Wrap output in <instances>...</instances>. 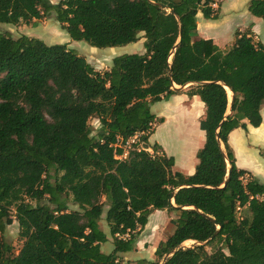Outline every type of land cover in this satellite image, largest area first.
<instances>
[{
	"label": "trees",
	"instance_id": "trees-1",
	"mask_svg": "<svg viewBox=\"0 0 264 264\" xmlns=\"http://www.w3.org/2000/svg\"><path fill=\"white\" fill-rule=\"evenodd\" d=\"M214 3L0 0V23L54 16L74 40L103 48L144 33L145 48L100 72L66 43L0 31V264H125L119 253L133 251L150 213L164 209L177 215L175 229L154 260L137 264H264V182L237 167L228 145L246 121L263 122L264 43L237 31L224 50L197 37L199 13L219 18ZM249 11L264 20V0H251ZM191 82L187 94L206 106V140L187 175L174 171V156L147 148L158 151L149 138L165 121L152 105ZM225 86L234 98L229 114ZM93 117L101 122L95 134ZM138 135L144 145L126 154ZM13 207L24 240L17 254L2 238ZM103 216L111 253L102 249L110 240ZM188 240L221 246L210 253L206 244L184 246Z\"/></svg>",
	"mask_w": 264,
	"mask_h": 264
},
{
	"label": "rangeland",
	"instance_id": "rangeland-1",
	"mask_svg": "<svg viewBox=\"0 0 264 264\" xmlns=\"http://www.w3.org/2000/svg\"><path fill=\"white\" fill-rule=\"evenodd\" d=\"M57 1L58 0H53V2H57ZM223 1L224 0H215V3L213 4V7L218 13L219 17H220V7L218 8V6H221ZM237 7L240 6L238 5ZM230 8H231L230 4H228V6L223 7L222 12L224 13V15L230 12L229 11ZM215 20L216 21L213 22L215 23L220 22L219 21L220 19L219 20L215 19ZM233 20H237V18L234 17ZM244 23H246V21H244L243 24ZM225 28L226 27L223 26V28L220 31H224ZM0 31L11 33L12 36L14 37H18L20 35L25 34L31 37L39 38L45 41L47 44L66 43L70 48L75 49L80 55L84 56L88 60V62H90L94 66V68L100 72H104L108 70L111 66L113 58L116 56L123 54L143 53L145 51L144 43L140 42V40L143 41V38H141L140 40L134 43L112 46V47H103V48L93 46L84 40H79V41L74 40L71 38L70 34L62 28V26L55 19L54 16L43 17L40 20L33 19L30 22L20 21L17 24L0 23ZM236 32L237 30L234 33L235 36H236ZM197 37H199L198 32H197ZM185 89L188 91L189 87ZM231 98L232 96L230 95L229 104L231 102ZM175 99H178L177 102H175L176 101ZM179 99L180 98L178 97L171 96L167 100H162L154 103L152 107V112L158 116H164L165 122L155 123L154 127L156 131L152 136V141L153 142L158 141L159 143H161L166 148L168 153L172 156H175L180 163V160H182L184 157L188 158L189 160L192 159L193 150L197 145L198 131L203 133V131L199 127V123H197V121L195 120L196 114L200 115V113L203 111V108L200 104L197 103L194 104L191 101L189 102V104H184L183 101L180 102ZM190 105L192 106L193 109V112L191 114L189 113ZM89 123L93 133L95 134L101 125L99 118L93 117L90 119ZM238 131L239 132L237 133H242L243 137H238L237 139L236 136L235 137L232 136L230 140L231 150L233 151L239 164H241L242 167L248 166L247 168L253 169L259 179L264 180V139H261L262 136L256 135L255 133L252 132L246 135L245 133L243 134L242 129ZM140 135L133 138L135 141H133V139L129 140V143L125 146L126 154L128 153L129 150L135 148V146L133 145H136L139 148L144 145L143 142L136 144L139 141ZM203 135L205 137V132L203 133ZM148 151H150L151 153H155L156 155H161L165 153L164 150H162V148H158V151L151 148ZM243 163H245V165H243ZM197 164H198V158H197ZM250 174H246L245 178L248 179ZM78 208H79L78 205L72 203L70 204L71 210H76ZM11 211H12V217L10 219L6 231L2 235V238L7 243L12 245L13 252L17 254L21 250L24 240L20 236L19 223L15 217V208L13 207ZM241 212H242L241 215L248 214V209L241 210ZM167 213L171 219L177 217V215L173 211L167 210ZM152 217H154V215ZM157 218L160 220L158 221L161 227L154 228L152 230V233H149V237L167 238L170 234H172V232L175 229V226L172 224L171 220L169 223L166 222L165 221L166 217L161 218V216H158ZM101 227L110 236L109 233L110 229L105 220V216H103L101 220ZM110 239H112L111 236ZM110 241L113 242V239ZM136 244H140V234L138 236ZM183 245L189 247L195 244L193 241H189L184 243ZM220 246H221L220 242H214L211 244H206V249L208 250V252L211 253ZM113 247H114L113 244L107 243L103 246L102 249L104 252L108 253L113 250ZM136 247L137 245H135V249L133 251L125 253L124 257H122L123 258L122 260L124 262L127 261V262H131L132 264H136L138 260H141L140 259L141 257L147 259L151 257V252L146 245L145 248H142L143 251L142 255L140 253V247L139 248ZM225 251L227 252V250ZM155 258L156 257L154 254L153 259Z\"/></svg>",
	"mask_w": 264,
	"mask_h": 264
},
{
	"label": "crops",
	"instance_id": "crops-1",
	"mask_svg": "<svg viewBox=\"0 0 264 264\" xmlns=\"http://www.w3.org/2000/svg\"><path fill=\"white\" fill-rule=\"evenodd\" d=\"M250 1L251 0H224L223 3L221 4V6H218V8L220 7V17L217 19V20L220 19L219 23L213 22L216 20H210V19L206 20L204 18V16L201 13H199L198 19H197V23H198L197 28H198L199 37L205 38V39H212L215 42V44H217L221 49H224V50L228 49L234 43V41L236 39V36L234 35V33L236 30L240 31V32H250L253 34L254 39L256 41H260V42L264 43V20L260 17L254 16L249 11V2ZM228 4H230V6H231V8L229 9L230 12L228 14L224 15V13L222 12L223 7L228 6ZM238 5L240 7H237ZM234 17L237 18V20H233ZM202 18H203V20H202ZM244 21H246V23L243 24ZM223 26L226 27L225 30L220 31L223 28ZM245 30H247V31H245ZM143 35H144V33H141L142 38H143ZM140 42L144 43V38H143V41L140 40ZM185 88H188V87H184L182 90H180L178 95H174V97L180 98L179 99L180 102L183 101L184 104H189V102L191 101L194 104L197 103V104H200L202 106L203 111L200 113V115L196 114V119H195L197 121V123H199V127H200V119L205 114L206 106L204 105V102L200 99V97L198 95H194V96L190 97L187 94V90ZM183 90H185V91H183ZM229 99H230V97H229ZM175 100H176L175 102H177L178 99H175ZM153 105H152V107H153ZM152 107H151V109H152ZM198 110H199V108H198ZM192 112H193V109H192V106L190 105L189 106V113L191 114ZM261 112H262V117H263L262 124L259 127H253L248 121H246L247 128L244 129L242 127H239V128L234 129L228 136L229 147H231L230 140H231L232 136L233 137L236 136L237 139H238V137H243L242 133H237V132H239L238 130H241V129L243 130V134L245 133L246 135H248L250 132H252V133H255L256 135L262 136L261 139H264V104L262 106ZM227 113H229V107H228ZM158 117H164V116H158ZM164 119H165V117H164ZM155 131H154V133H155ZM199 132L200 131H198L197 145L193 150L192 159L189 160L186 157H184V158L182 157L183 159L180 160V163H179L178 159L174 156V158H175V165L173 168L174 171H180V172L187 174V175L193 174L195 172L196 165H197V156H196L197 151L204 145L205 140H206V135H205V137L203 135L204 131H203V133L202 132L199 133ZM154 133L149 138V144L150 145L158 144L160 146V148H162V150H164V152L168 156H172L168 153L166 148L161 143H159L158 141H155V142L152 141V136L154 135ZM186 153H187V151H186ZM235 158H236V156H235ZM236 165L239 169H244L248 173H251L253 176L258 177L253 169L247 168L248 164L246 165L247 167H242V165L239 164L237 158H236ZM243 165H245V163H243ZM261 181L264 182V180H261ZM153 215H154V217H152ZM158 216H161V218L166 217L165 221L168 223L171 220V218L169 217V215L167 213V209L153 210L150 213V215L148 217V223L140 231V244H136L137 245L136 248L140 247V253L142 255V252H143L142 248H145V245H146L151 252V257L148 259L141 257L140 259L154 260L153 259L154 252H155L159 242L166 239L164 237H162V238L149 237V233H152V230L154 228L161 227V225L159 223L160 220L157 218ZM146 231H148V232H146ZM110 240H112V239H110ZM110 240L108 242L102 244V248L107 243L113 244V242ZM150 242L153 244H151ZM113 250H114V247H113ZM111 252H108V253H111ZM125 253H127V252H125ZM125 253H119V256L121 257V259H123L122 257H124ZM124 263L125 264H132L131 262H127V261Z\"/></svg>",
	"mask_w": 264,
	"mask_h": 264
},
{
	"label": "water",
	"instance_id": "water-1",
	"mask_svg": "<svg viewBox=\"0 0 264 264\" xmlns=\"http://www.w3.org/2000/svg\"><path fill=\"white\" fill-rule=\"evenodd\" d=\"M192 84H195V83L191 82V83H188V84H185V85H180V86L174 84V88L179 89V90H182L184 87H188L189 85H192ZM225 87H226V89L229 88L228 86H225ZM229 89H230V88H229ZM233 101H234V98H233V94H232L231 102H230V104H229V112L231 111V106H232V104H233ZM228 114H229V113H228ZM229 172H230V170L228 171V173H229ZM173 196H174V194L172 195L170 201H171V203L174 205V197H173ZM192 208H194V206H193ZM218 227L220 228L221 225L218 224ZM214 237H215V234H214L209 240L213 239ZM209 240L204 241V242H199V241H193V242H194V244H207ZM176 250H177V249H175V250H173L171 253L165 255L164 260L162 261V263H163V262H164L169 256H171Z\"/></svg>",
	"mask_w": 264,
	"mask_h": 264
},
{
	"label": "bare ground",
	"instance_id": "bare-ground-1",
	"mask_svg": "<svg viewBox=\"0 0 264 264\" xmlns=\"http://www.w3.org/2000/svg\"><path fill=\"white\" fill-rule=\"evenodd\" d=\"M227 91H228V97H230V95L232 96V92L230 91V89L229 88H227ZM190 240H188V241H186V242H189ZM185 242V243H186Z\"/></svg>",
	"mask_w": 264,
	"mask_h": 264
},
{
	"label": "built area",
	"instance_id": "built-area-1",
	"mask_svg": "<svg viewBox=\"0 0 264 264\" xmlns=\"http://www.w3.org/2000/svg\"><path fill=\"white\" fill-rule=\"evenodd\" d=\"M135 137H137V136H135ZM133 141H135V140L133 139ZM147 149H148V148H147ZM149 149H150V148H149ZM149 149H148V150H149ZM119 157L122 158V157H125V155H123V156H119Z\"/></svg>",
	"mask_w": 264,
	"mask_h": 264
}]
</instances>
